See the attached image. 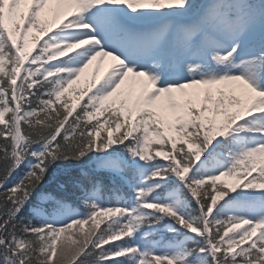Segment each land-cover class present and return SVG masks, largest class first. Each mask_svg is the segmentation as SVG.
Masks as SVG:
<instances>
[{
	"label": "snow or ice",
	"instance_id": "snow-or-ice-1",
	"mask_svg": "<svg viewBox=\"0 0 264 264\" xmlns=\"http://www.w3.org/2000/svg\"><path fill=\"white\" fill-rule=\"evenodd\" d=\"M0 264H264V0H0Z\"/></svg>",
	"mask_w": 264,
	"mask_h": 264
},
{
	"label": "rangeland",
	"instance_id": "rangeland-1",
	"mask_svg": "<svg viewBox=\"0 0 264 264\" xmlns=\"http://www.w3.org/2000/svg\"><path fill=\"white\" fill-rule=\"evenodd\" d=\"M107 61L105 62V64L101 67V73H103L104 71V68H106L107 66ZM91 75H92V72L90 70L89 73H87L85 75V77L82 78L81 82L75 86V91L73 92V99L75 100L76 96L84 89L88 86L89 82L91 81ZM139 91V88L138 86L135 88V92L138 93ZM80 105L78 104L77 107H79ZM223 183H228V184H232V183H235V181H232V180H225Z\"/></svg>",
	"mask_w": 264,
	"mask_h": 264
},
{
	"label": "trees",
	"instance_id": "trees-1",
	"mask_svg": "<svg viewBox=\"0 0 264 264\" xmlns=\"http://www.w3.org/2000/svg\"><path fill=\"white\" fill-rule=\"evenodd\" d=\"M79 108V107H78ZM78 108H77V110H78ZM101 227H103V224L101 225Z\"/></svg>",
	"mask_w": 264,
	"mask_h": 264
}]
</instances>
